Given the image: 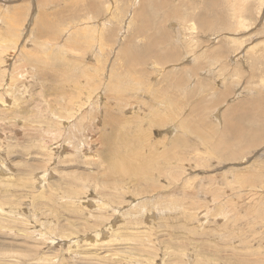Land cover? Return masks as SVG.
I'll return each mask as SVG.
<instances>
[{
    "label": "rangeland",
    "instance_id": "1",
    "mask_svg": "<svg viewBox=\"0 0 264 264\" xmlns=\"http://www.w3.org/2000/svg\"><path fill=\"white\" fill-rule=\"evenodd\" d=\"M0 264H264V0H0Z\"/></svg>",
    "mask_w": 264,
    "mask_h": 264
},
{
    "label": "bare ground",
    "instance_id": "2",
    "mask_svg": "<svg viewBox=\"0 0 264 264\" xmlns=\"http://www.w3.org/2000/svg\"><path fill=\"white\" fill-rule=\"evenodd\" d=\"M187 10H188V9H187ZM136 25H137V24H136ZM213 51H214V50H213ZM149 52H150V51H149ZM155 60H156V59H155ZM1 102H2V101H1ZM4 103H6V102H4ZM4 103H3V104H4ZM230 131H232L234 134H236L235 130H234L232 127L230 128ZM237 131H238V130H237ZM239 132H240V131H239ZM248 137H249V136H248ZM249 138H250V137H249ZM241 140H242V139H240V141H241ZM243 143H244V142H243ZM243 143H242V144H243Z\"/></svg>",
    "mask_w": 264,
    "mask_h": 264
}]
</instances>
